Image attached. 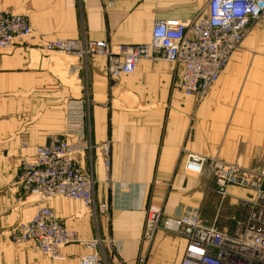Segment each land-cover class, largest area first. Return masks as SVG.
<instances>
[{"label":"crops","instance_id":"crops-1","mask_svg":"<svg viewBox=\"0 0 264 264\" xmlns=\"http://www.w3.org/2000/svg\"><path fill=\"white\" fill-rule=\"evenodd\" d=\"M114 2L0 0V11L27 16L33 29L31 37L0 49V264H80V256L91 253L73 243L52 259L34 242H15L13 231L40 206L50 207L80 240L113 241L100 249L104 264H181L185 238L160 229L147 244L143 234L150 207L164 218L198 208L207 223L219 219L214 180L187 173V156H217L264 171V25L251 26L209 96L199 101L181 90L182 67L167 61H141L133 74L112 80L104 56L83 61L45 49L55 38L147 44L157 20H194L206 14L209 0ZM71 100L84 103L80 124L69 122ZM80 128L92 149L75 160L95 180V213L74 200L44 201L18 182L22 159L51 135L75 142ZM228 191L232 208L235 197L252 194L235 186ZM103 205L108 214L101 213ZM235 217L230 213L228 220Z\"/></svg>","mask_w":264,"mask_h":264},{"label":"built area","instance_id":"built-area-1","mask_svg":"<svg viewBox=\"0 0 264 264\" xmlns=\"http://www.w3.org/2000/svg\"><path fill=\"white\" fill-rule=\"evenodd\" d=\"M104 3L112 7L115 2L104 0ZM257 22L264 25V0H209L206 14L194 20H157L147 44L113 45L102 40L55 38L45 49L83 61L104 56L112 80L133 74L141 61L164 60L182 67L181 90L201 101L209 96L232 54ZM32 34L27 16L0 11V49L9 48L17 38ZM83 109V101L68 102L71 124L83 121ZM76 136L75 142L59 135L49 136L47 144L37 147L32 157L20 161L18 182L28 194L44 201L55 197L74 200L95 213V180L84 174L75 160L78 153L90 151L92 144L83 128ZM104 153L105 165L110 167L108 144L104 145ZM184 169L187 173L211 176L222 203L231 197L228 191L231 186L252 193L248 198L235 197L237 206L247 210L242 229L230 232L208 224L198 208H188L179 217L164 218L159 209L150 207L143 242L152 244L157 232L165 229L187 241L181 264H264V171L228 163L217 156L193 154L187 156ZM101 213L108 214L107 206H102ZM13 240L34 242L36 250L52 259L62 258L65 246L80 243L91 250L80 256V264H104L100 249L105 243L113 242L100 237L80 240L48 206L38 207L29 222L20 224L13 231ZM144 261L141 256L139 262Z\"/></svg>","mask_w":264,"mask_h":264},{"label":"rangeland","instance_id":"rangeland-1","mask_svg":"<svg viewBox=\"0 0 264 264\" xmlns=\"http://www.w3.org/2000/svg\"><path fill=\"white\" fill-rule=\"evenodd\" d=\"M216 212L220 214V216H218L219 219L216 220L214 218L213 222L209 223V221L208 224H215L218 228H227L229 230H232L233 232H237L238 230L242 229L247 215L246 210L241 206L238 207L237 205H235V208H232L227 205V202L222 203L217 189L214 213ZM230 213L236 214L237 217L228 220V216Z\"/></svg>","mask_w":264,"mask_h":264}]
</instances>
